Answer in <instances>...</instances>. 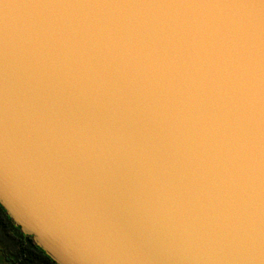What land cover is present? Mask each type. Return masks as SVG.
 <instances>
[{
    "label": "water",
    "instance_id": "95a60500",
    "mask_svg": "<svg viewBox=\"0 0 264 264\" xmlns=\"http://www.w3.org/2000/svg\"><path fill=\"white\" fill-rule=\"evenodd\" d=\"M0 207L55 264H264V0H0Z\"/></svg>",
    "mask_w": 264,
    "mask_h": 264
},
{
    "label": "trees",
    "instance_id": "16d2710c",
    "mask_svg": "<svg viewBox=\"0 0 264 264\" xmlns=\"http://www.w3.org/2000/svg\"><path fill=\"white\" fill-rule=\"evenodd\" d=\"M0 235L11 241V250L25 264H55L43 251L36 247L29 237L22 235L0 207Z\"/></svg>",
    "mask_w": 264,
    "mask_h": 264
},
{
    "label": "rangeland",
    "instance_id": "374dc122",
    "mask_svg": "<svg viewBox=\"0 0 264 264\" xmlns=\"http://www.w3.org/2000/svg\"><path fill=\"white\" fill-rule=\"evenodd\" d=\"M11 241L0 235V264H25L20 261L14 251L11 250Z\"/></svg>",
    "mask_w": 264,
    "mask_h": 264
}]
</instances>
